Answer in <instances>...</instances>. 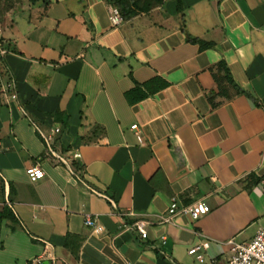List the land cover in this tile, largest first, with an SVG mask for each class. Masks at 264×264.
Returning a JSON list of instances; mask_svg holds the SVG:
<instances>
[{
	"label": "crops",
	"instance_id": "0c3cea01",
	"mask_svg": "<svg viewBox=\"0 0 264 264\" xmlns=\"http://www.w3.org/2000/svg\"><path fill=\"white\" fill-rule=\"evenodd\" d=\"M182 3L114 25L108 0H50L6 28L0 83L19 101L0 94V264H229L228 242L264 225V0ZM156 76L169 85L127 101ZM174 197L211 211L163 222ZM137 220L148 238L124 229ZM203 241L200 263L188 250Z\"/></svg>",
	"mask_w": 264,
	"mask_h": 264
},
{
	"label": "built area",
	"instance_id": "2783aa9c",
	"mask_svg": "<svg viewBox=\"0 0 264 264\" xmlns=\"http://www.w3.org/2000/svg\"><path fill=\"white\" fill-rule=\"evenodd\" d=\"M111 19L114 25H119L124 21L120 10L115 7H113L111 10ZM13 26L14 25L11 24L6 28H13ZM6 28L0 26V58L8 52L7 39L4 36ZM0 94L3 95V97L8 102L19 101L17 83L13 77H9L8 79L0 83ZM23 112L27 114L24 109ZM36 128L47 145L46 154L56 156L58 160L66 163L69 166L68 160L64 159V157L60 155H56L55 151L52 148L57 130L53 128L49 132H45L38 125H36ZM132 128L137 130L138 139L141 141L142 138L140 136L138 125L134 124L132 125ZM79 156V153L75 154L76 158ZM69 169L73 174H75L74 170L71 167H69ZM27 173L32 179L40 180L45 177V172L39 164L27 168ZM105 197L110 200L111 205L114 207L115 201L108 196ZM210 211L211 206L204 199L196 200L189 204H180L179 199L177 197H174L171 200V204L169 206L167 214L163 217V222L172 221V219H174L178 215H188L192 219L196 220L206 215ZM85 223L87 226L94 228L99 234L106 233L105 228L99 225L98 220L93 219L91 216H88L86 218ZM124 229L134 230L139 233V235L144 239L148 238L149 236L148 222L144 220H137L133 223L126 224ZM163 241H166V237H163ZM228 243L232 246L233 251V255L229 260V264H264V225L258 227L255 235L251 239H232ZM208 247L209 241H203L198 245L192 246L188 250V253L195 256L200 263H204L206 260L205 252L208 250ZM48 256L49 255L38 256L31 261V264H42Z\"/></svg>",
	"mask_w": 264,
	"mask_h": 264
},
{
	"label": "trees",
	"instance_id": "16d2710c",
	"mask_svg": "<svg viewBox=\"0 0 264 264\" xmlns=\"http://www.w3.org/2000/svg\"><path fill=\"white\" fill-rule=\"evenodd\" d=\"M109 3L115 7L118 8L123 16L124 19H130L136 15H139L141 13H148L150 12L153 8H142L139 10H136L133 6L131 5H127L125 0H108ZM177 2V9L180 13L183 12V3L182 0H175ZM164 0H159V4L158 6H161L164 4ZM46 5L50 3V0H46ZM188 41L190 42H194V43H199L200 44V48L201 49H206L208 47H211L212 45L208 42H204L200 39L194 38L190 35H188ZM219 70H223L225 68V65L223 63H219L218 65ZM214 75L216 77L217 82L219 83V85L222 86V83L224 82V80L226 79H230V81L232 80L231 76L229 73H227L225 76L223 77H218L217 73L214 71ZM169 85V83L163 79L160 76H156L152 79H150L147 82H144L142 84H137L134 88L128 90L125 93V96L127 98V101L130 104H135L138 103L140 101H142L143 99L149 97L152 94H155L156 92L162 90L163 88L167 87ZM8 216V214L6 213V211H0V242H1V227L3 224L4 219Z\"/></svg>",
	"mask_w": 264,
	"mask_h": 264
},
{
	"label": "rangeland",
	"instance_id": "374dc122",
	"mask_svg": "<svg viewBox=\"0 0 264 264\" xmlns=\"http://www.w3.org/2000/svg\"><path fill=\"white\" fill-rule=\"evenodd\" d=\"M125 1L127 5L133 6L136 10L158 7L159 4V0ZM45 2L46 0H0V26L4 27L26 20L37 7L45 6Z\"/></svg>",
	"mask_w": 264,
	"mask_h": 264
}]
</instances>
